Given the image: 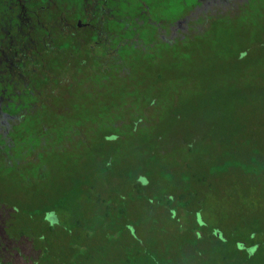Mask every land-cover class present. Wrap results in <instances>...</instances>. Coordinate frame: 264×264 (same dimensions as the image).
Masks as SVG:
<instances>
[{
    "label": "trees",
    "instance_id": "trees-1",
    "mask_svg": "<svg viewBox=\"0 0 264 264\" xmlns=\"http://www.w3.org/2000/svg\"><path fill=\"white\" fill-rule=\"evenodd\" d=\"M254 9L233 15L253 14ZM131 89L130 105L149 106V116L153 118L129 120L126 133L110 131V124L115 121L102 118L101 128L113 133L109 139H123L134 128L150 129L161 123L158 114L153 113L165 106L154 99L155 93L150 91L151 97L146 102L140 100L146 91L138 81ZM258 112H264V102ZM254 122L253 126L231 121L225 128L228 133L216 134L210 146L211 157L204 159L201 170H195L190 162L197 136L177 130L180 147L175 151L183 156L186 174L175 186L171 180L176 178L153 179L147 174L118 171L108 160H101L99 171L89 169L86 178L80 174L68 176L46 202L36 206L25 204L12 208L5 217L0 216V264H179L181 261L156 260L159 248L155 243H114L116 239L204 241L181 243L178 247L165 243L164 256L185 258L208 253L212 258L209 264H249L223 258L248 257L245 253L249 247H254L255 253L264 252V116ZM94 137L86 136L87 145L72 149L70 158L75 159L72 153L82 151L96 154L101 148ZM83 162L85 166L90 164ZM208 215L216 223L208 222ZM188 216L192 217V221L186 222L190 226L183 228L181 220ZM184 250L186 254H182ZM182 264L195 261L186 259Z\"/></svg>",
    "mask_w": 264,
    "mask_h": 264
},
{
    "label": "flooded vegetation",
    "instance_id": "flooded-vegetation-1",
    "mask_svg": "<svg viewBox=\"0 0 264 264\" xmlns=\"http://www.w3.org/2000/svg\"><path fill=\"white\" fill-rule=\"evenodd\" d=\"M256 2L0 0V170L13 171L29 182L45 180L49 168L65 165L72 149L87 145L86 136L96 134L102 118L114 120L109 130L122 133L127 132L129 120L149 118V106L130 105L134 57L157 55L161 47L188 45L204 36L210 18L241 8L246 11ZM69 84L79 85L92 100L85 104L77 96L64 97ZM112 87L121 94L119 103L111 95ZM87 113L99 122L86 131L80 120ZM55 158L59 164H54ZM0 216H6L3 209ZM189 221L192 217H185L181 226H190ZM114 243H155L159 262L166 258L181 260L179 264L186 259L195 264L212 261L209 255L165 257V243L176 247L204 241L116 239ZM223 260L245 263L249 258Z\"/></svg>",
    "mask_w": 264,
    "mask_h": 264
},
{
    "label": "rangeland",
    "instance_id": "rangeland-1",
    "mask_svg": "<svg viewBox=\"0 0 264 264\" xmlns=\"http://www.w3.org/2000/svg\"><path fill=\"white\" fill-rule=\"evenodd\" d=\"M262 2L264 0H257L246 9L255 7L253 14L234 16L233 13L245 11L241 8L227 12V16L210 18L204 36L191 40L188 45H176L173 49L161 47L157 55L134 57L137 59L130 63L134 75L131 82L141 84L146 91L144 98L148 100L149 92L153 91L154 99L160 101V106H165L154 113L161 118V123L150 129L134 128L129 135L117 140L109 139L113 133L99 127L94 137L101 148L97 147L100 149L97 155L86 151L71 152L76 155L75 159L69 158L60 168L56 165L49 168V177L45 180L29 182L18 179L13 171L0 170V209L3 214L25 204L36 206L46 202L68 176L80 174L86 178V172L89 169L99 171L104 160L111 162L118 171L147 174L153 179L176 178L171 180V185L175 186L186 174L183 156L175 151L180 142L177 130L197 136L190 162L195 170H201L204 159L211 157L212 138L228 133L225 128L231 121L254 126V121L264 116V112H258L264 102V5H259ZM65 86L64 97L77 96L79 102L85 104L92 100L91 96L83 94L79 85ZM112 90L115 92L111 91V95L119 99L115 87ZM84 115L81 120L86 131L91 125L98 124L99 121L88 113ZM57 159L54 164H59ZM83 160L90 164L85 166ZM209 217L206 216L208 222L216 223V219L210 217L209 220ZM256 251L254 247L246 250L249 264H264V252Z\"/></svg>",
    "mask_w": 264,
    "mask_h": 264
}]
</instances>
